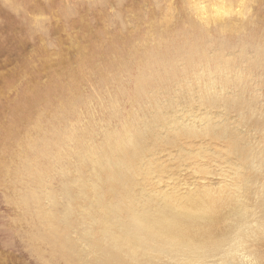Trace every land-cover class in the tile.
I'll return each instance as SVG.
<instances>
[{
  "label": "rangeland",
  "instance_id": "obj_1",
  "mask_svg": "<svg viewBox=\"0 0 264 264\" xmlns=\"http://www.w3.org/2000/svg\"><path fill=\"white\" fill-rule=\"evenodd\" d=\"M237 234L264 264V0H0V264H221Z\"/></svg>",
  "mask_w": 264,
  "mask_h": 264
},
{
  "label": "bare ground",
  "instance_id": "obj_2",
  "mask_svg": "<svg viewBox=\"0 0 264 264\" xmlns=\"http://www.w3.org/2000/svg\"><path fill=\"white\" fill-rule=\"evenodd\" d=\"M152 175H153V174H152ZM143 177H144V176H143ZM188 182H189V181H188ZM190 189H191V188H190ZM210 190H211V189H210ZM193 191H195L194 188H193ZM154 192H155V191H154ZM195 192H196V191H195ZM164 193H165V192H164ZM190 193H191V191H190V192L188 191V194H190ZM203 194H204V193H203ZM148 195H149V194H148ZM191 195H192V193H191ZM155 196H156V195H155ZM160 196H161V195H160ZM188 196H189V195H188ZM186 197H187V195H186ZM191 197H192V196H191ZM191 197H190V198H191ZM190 198H189V199H190ZM204 198H205V197H204ZM185 199H186V198H185ZM187 199H188V198H187ZM189 199L186 200V201H189ZM208 199H209V198H208ZM208 199H207V200H208ZM216 199H217V198H216ZM191 200H193V199H191ZM196 200H197V199H196ZM204 200L207 201L206 199H204ZM209 201H210V199H209ZM167 202H169V201H167ZM167 202H166V203H167ZM190 202H191V201H190ZM192 202H193V201H192ZM203 202H204V201H203ZM227 202H228V201H227ZM206 203H207V202H206ZM206 203L204 202V204H206ZM230 203H231V202H230ZM172 204H173V203H172ZM182 204H183V203H182ZM189 204H190V203H189ZM198 204H199V203H198ZM209 204H210V203H209ZM209 204H208V205H209ZM173 205H174V204H173ZM185 205H187L186 202H185ZM191 205H192V204H191ZM206 205H207V204H206ZM206 205H205V206H206ZM208 205H207V206H208ZM164 206H165V205H164ZM164 206H163V208H164ZM167 206H168V205H167ZM168 207H169V206H168ZM221 207H222V206H221ZM225 207H226V206H225ZM143 208H144V207H143ZM219 208H220V207H219ZM161 209H162V208H161ZM168 209H169V208H168ZM217 209H218V208H217ZM162 210H163V212H165L164 209H162ZM165 210H166V209H165ZM169 210H170V209H169ZM157 211H158V210H157ZM160 211H161V210H160ZM160 211H159V212H160ZM205 213H208V211L205 212ZM163 214L165 215V213H163ZM169 216H170V215H169ZM137 217H138V216H137ZM137 217L133 216V218L135 219L134 221H137V220H138L136 223H138V224H140V223H143V224H144V223H145V221H143V220L139 221V219H141V216H140V215H139L140 218H137ZM159 217H160V216H159ZM166 217H167V216H166ZM192 217H194V216H192ZM199 217H200V216H199ZM133 218H132V219H133ZM144 218L147 219L149 222L151 221V220H150L151 218H149V216H145ZM144 218H143V219H144ZM152 218H153V217H152ZM190 218H191V217H190ZM200 218H201V217H200ZM202 218L204 219V224H205V225H201L200 228L211 229V228L216 227V225H218V218L215 217V214H210V215L208 214V215H206V216L204 215V217H202ZM145 219H144V220H145ZM173 219H174V217H173ZM173 219H171V220H173ZM192 219H193V218H192ZM197 219H198V218H197ZM203 219H202V220H203ZM195 220H196V219H195ZM200 220H201V219H198V221H200ZM219 220H221V217H219ZM148 221H147V222H148ZM193 221H194V220H192V222H187V224H188L189 226H192V225L194 224ZM219 222H220V221H219ZM192 223H193V224H192ZM200 223H201V222H199L197 228H199ZM195 224H196V223H195ZM202 224H203V222H202ZM146 225H147V226H146ZM145 226H146V228L148 227V228L150 229V227H149L148 224L145 223ZM145 226H144V227H145ZM194 226H195V225H194ZM194 226H193V227H194ZM148 228H147V229H148ZM135 231H136V230H135ZM149 231H150V230H149ZM119 232H121V231H119ZM142 232H143V231H141V233H142ZM138 233H140V232H138ZM143 233H144V232H143ZM145 233H146V232H145ZM171 233H172V232H171ZM173 233L176 235V234H178V233H180V232L177 231V232H173ZM195 233H197V235H198V232H195ZM211 233H212V232H211ZM215 233H216V232H215ZM217 233H218V232H217ZM112 234H113V233H112ZM146 234H147V233H146ZM166 234H167V236H168V233H166ZM169 234H170V233H169ZM181 234H185V233H181ZM203 234H204V232H203ZM203 234H201V235L199 234V235H200V236H203ZM205 234L208 235V233H206V232H205ZM113 235H114V234H113ZM137 235H138V234H137ZM142 235H143V234H142ZM193 235H194V234H193ZM193 235H192V236H193ZM199 235H198L197 238H200ZM213 235H214V234H213ZM216 235H217V234H216ZM220 235H221V234H220ZM114 236H115V235H114ZM121 236H123V237H121ZM139 236H140V235H139ZM165 236H166V235H165ZM170 236H171V235H170ZM176 236H177V235H176ZM176 236H174V238H175ZM187 236H188V237L190 236L189 233L186 235V237H187ZM204 236H206V235H204ZM117 237H118V238L120 239V241H122V242H131V240H129V239L126 237V234H124V233H122L120 236L118 235ZM179 237H184V236H181V235H180ZM186 237H185V239H186ZM188 237H187V239L191 238V237H189V238H188ZM213 237L215 238V237H217V236H213ZM235 237H236V236H235ZM143 238H144V237H143ZM168 238H169V237H168ZM172 238H173V237H172ZM177 238H178V237H177ZM194 238L196 239V235L194 236ZM204 238H205V237H204ZM210 238H212V237L210 236ZM137 239H138V238H137ZM183 239H184V238H183ZM195 239H194V240H195ZM201 239H202V238H201ZM206 239H207V237H206ZM240 239H242V238L240 237ZM112 240H113V245H117V238H116V237H113ZM141 240H142V241H145L144 239H141ZM199 240H200V239H199ZM244 240H246V239H244ZM95 241H97V240H95ZM242 241H243V240H242ZM246 241H247V240H246ZM242 247H243V246H242ZM99 248L102 249V246L99 245ZM99 248H98V249H99ZM193 249H194V248H192V250H193ZM240 249H241V248H240ZM240 249H239V251H240ZM242 249H243V248H242ZM195 250H196V249H195ZM242 251H243V250H242ZM242 251H241V252H242ZM114 252H115V251H113V253H114ZM194 252H195V251H194ZM235 257H236V256H235ZM217 260H218V259H217ZM242 260H243V259H242ZM218 261H219V260H218ZM220 261H221V260H220ZM220 261H219V262H220ZM233 261H234V260H233ZM233 261H232L231 264H234L235 261H234V262H233ZM185 262H187V260H185ZM215 263H216V262H215ZM217 263H218V262H217ZM220 263H221V264H224L223 261H221ZM226 263H227V262H226ZM226 263H225V264H226ZM235 263H236V262H235ZM237 263H238V262H237ZM237 263H236V264H237ZM198 264H199V263H198ZM227 264H229V263H227Z\"/></svg>",
  "mask_w": 264,
  "mask_h": 264
},
{
  "label": "snow or ice",
  "instance_id": "obj_3",
  "mask_svg": "<svg viewBox=\"0 0 264 264\" xmlns=\"http://www.w3.org/2000/svg\"><path fill=\"white\" fill-rule=\"evenodd\" d=\"M254 236H249V239H253ZM242 247V242L240 240L239 234L233 239L232 244L229 246V250L223 253L222 261H228L234 255H240L244 260L249 261V264H253L254 260L251 259L249 256H244L243 252L239 251Z\"/></svg>",
  "mask_w": 264,
  "mask_h": 264
},
{
  "label": "clouds",
  "instance_id": "obj_4",
  "mask_svg": "<svg viewBox=\"0 0 264 264\" xmlns=\"http://www.w3.org/2000/svg\"><path fill=\"white\" fill-rule=\"evenodd\" d=\"M253 264H256V262L254 261Z\"/></svg>",
  "mask_w": 264,
  "mask_h": 264
}]
</instances>
